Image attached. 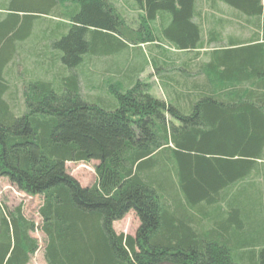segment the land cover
Instances as JSON below:
<instances>
[{
    "label": "trees",
    "instance_id": "obj_1",
    "mask_svg": "<svg viewBox=\"0 0 264 264\" xmlns=\"http://www.w3.org/2000/svg\"><path fill=\"white\" fill-rule=\"evenodd\" d=\"M115 1L0 0V178L41 200L39 224L0 202V264H30L37 229L46 264H264L263 197L235 189L264 162V0H205L255 30L196 71L168 54L223 41L198 0H132L135 18ZM143 46L170 101L139 78L148 63L134 77L105 58ZM19 54L35 64L11 82ZM93 160L83 186L67 163ZM131 211L135 235L118 233Z\"/></svg>",
    "mask_w": 264,
    "mask_h": 264
},
{
    "label": "rangeland",
    "instance_id": "obj_2",
    "mask_svg": "<svg viewBox=\"0 0 264 264\" xmlns=\"http://www.w3.org/2000/svg\"><path fill=\"white\" fill-rule=\"evenodd\" d=\"M132 3H133L132 0H119L118 2L120 6L125 8V10L129 15V18H133V17L135 18V15L136 16L138 15V13L135 12V10L133 9ZM197 4L198 7L203 8L202 24L204 27V35H207L206 30H208L209 27L215 26L222 31L224 35L222 36L223 41L220 43H213L211 45H206L205 48L201 50L200 55H195L196 54L195 51L180 52L172 48L170 45L166 44L167 48L170 47L172 48L171 53L169 52L170 54H168L170 59L173 60L178 59L180 63L183 61L190 60L191 61L190 64L192 65L191 68L194 71H196V69L198 68L196 62L210 61L209 54H212V48H215L216 46L219 47L220 45L227 46L228 43L231 40L234 41V39H236V41L238 42L249 40V38L251 37V35L255 30V27L252 24V20L250 21L249 17L241 14L237 9L229 5L219 2L218 9L212 10L211 8H209V3L206 2L205 0H198ZM133 25L135 26V23ZM206 38L207 36H204V39ZM30 43L31 42H29L28 44ZM114 54L116 55L105 57L106 60L108 62H110L113 59L121 60L120 63L122 64L123 69H125L126 71L125 73L127 75L128 74L134 75V77L136 74L135 71L140 70V68H142L144 64L148 63L147 66L144 67V69L142 70V73H140L139 78L142 80V82L148 83L150 85V91L154 96L170 101L172 97L171 92H169L168 88L163 86V81L159 78V76L157 75V71L153 68V64H154L153 55H155V58H159L160 52L155 50L152 54L150 46L148 47L143 46V50L137 51L135 50V48L131 47L122 50L120 52H116ZM131 57L132 59H130ZM21 59H22L21 54H19L18 57L15 59V61L17 62L15 66H17V68L16 67L14 68L13 71L14 75L9 77L11 79V82L16 81L14 77L16 75L22 74L26 70V68L33 69V66L35 64V61L33 59L29 58L27 63L23 62ZM79 69L83 72L88 71L87 65H83ZM172 70L171 69L169 70L167 67H165L164 71L166 74H169L170 76L172 75L174 76L175 71ZM87 78L90 79L93 77L88 76ZM116 80L117 78L114 81H112L111 84L115 83ZM96 85L97 83L94 82L93 87L89 89L87 88L88 86H82V90L83 92H94L93 96L98 98L112 96V93L108 89L106 90V92H103L101 90L100 91L95 90L94 87ZM21 95H22L21 90H19V94H17V105L18 108L22 109L23 105L21 100L22 97H20ZM98 164L99 162L94 160L88 164L69 162L67 163V169L83 186H88L93 184L96 180L95 168ZM235 189L239 191L242 190L243 192H247V194H249L248 197H250L251 198L250 200H252L251 202H253L254 198L256 199L259 195L263 197V201H264V162L261 165H259V169L257 168L249 178H247L243 182H239L235 186ZM236 193L233 192L230 193L229 195L230 198L233 197L234 194ZM0 202L6 205L10 209H14L17 206L21 205L23 213L26 218H28L31 221H34L36 224H39L41 222V219L38 215V208L41 203L40 198L35 196H30L22 191H19L15 186L11 185L6 178L3 177L0 178ZM223 207L224 209L227 208V202L223 204ZM205 208L209 210V206H205ZM263 211H264V205H263ZM139 224L140 222L137 215L135 214L134 211H131L123 219L116 221L114 223V228L118 233L135 235L139 227ZM32 235L39 240L40 247L37 253L32 257V261L30 264H46L43 256L44 235L38 229L35 230L32 233ZM238 262L241 264L240 260H238Z\"/></svg>",
    "mask_w": 264,
    "mask_h": 264
},
{
    "label": "crops",
    "instance_id": "obj_3",
    "mask_svg": "<svg viewBox=\"0 0 264 264\" xmlns=\"http://www.w3.org/2000/svg\"><path fill=\"white\" fill-rule=\"evenodd\" d=\"M31 263V262H30Z\"/></svg>",
    "mask_w": 264,
    "mask_h": 264
}]
</instances>
